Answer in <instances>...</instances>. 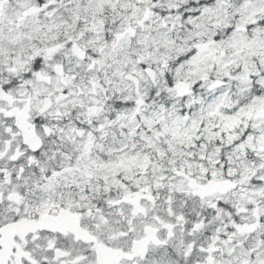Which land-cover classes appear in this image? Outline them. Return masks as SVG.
Here are the masks:
<instances>
[{"label": "snow or ice", "instance_id": "6c2138e0", "mask_svg": "<svg viewBox=\"0 0 264 264\" xmlns=\"http://www.w3.org/2000/svg\"><path fill=\"white\" fill-rule=\"evenodd\" d=\"M0 264H264V0H0Z\"/></svg>", "mask_w": 264, "mask_h": 264}]
</instances>
